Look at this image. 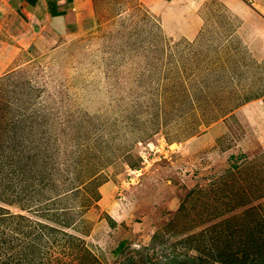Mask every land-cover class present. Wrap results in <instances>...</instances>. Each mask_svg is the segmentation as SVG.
<instances>
[{"label": "rangeland", "instance_id": "374dc122", "mask_svg": "<svg viewBox=\"0 0 264 264\" xmlns=\"http://www.w3.org/2000/svg\"><path fill=\"white\" fill-rule=\"evenodd\" d=\"M88 1L69 35L0 78V137L15 131L49 155L56 185L83 178L79 194L63 197L72 226L48 223L80 237L96 264L262 256L264 15L241 0H207L189 40L167 34L140 0ZM13 114L28 121L18 131ZM2 178L0 170V193ZM47 252L43 264L78 263L50 242Z\"/></svg>", "mask_w": 264, "mask_h": 264}, {"label": "trees", "instance_id": "16d2710c", "mask_svg": "<svg viewBox=\"0 0 264 264\" xmlns=\"http://www.w3.org/2000/svg\"><path fill=\"white\" fill-rule=\"evenodd\" d=\"M20 115L23 114L15 116ZM11 119L16 131H18L17 127L20 128V126L22 127V125L28 122L14 117V114ZM3 124L4 123L0 121V126ZM39 124L38 122H31L30 130L34 129ZM13 134V138L8 140H3V137H0V170L3 176L1 181H4V184L1 183L6 188V190L3 191L4 193H0V199L5 200L2 199V196L8 191V195H11L15 201H6V204L9 206H18L22 211H30L39 214L41 219L33 218L22 212H12L9 208L0 204V264H43V260L47 262L49 259L45 258L48 253L47 245L49 242L52 243V245L70 250L72 253L75 252L78 257L77 264H86L85 259L87 257H90L93 261L87 264H96V257H94L90 251H87L86 248L82 247L83 243H81L82 239H80V237L70 234L59 227V229H57L47 221H54L65 228L72 226L74 221L71 215L75 209L73 206L68 207L62 205V202L63 197L68 193H80L78 186L79 184L81 185V179H83L81 177V172L80 174L78 173L76 179L73 175L74 178L71 182L75 183V181H79L78 185L73 183V187L63 188L66 182L62 180L56 185V183H54L55 180L53 181L52 179L55 173L51 174L46 168L45 159H48L49 155L41 156V153L32 145L33 142H28L26 137H17L15 131ZM82 141L83 140L80 142ZM78 145L81 147L80 143H78ZM79 146H77V151L79 152V154H77L78 156H80L83 148L80 149ZM72 163L77 165L80 161L74 160ZM59 171L60 170H56L55 172L59 173ZM80 171H83V169ZM54 184L58 186V188H56ZM54 190L59 191L55 196L51 194ZM6 228L11 231L10 238L5 233ZM26 233H29V235L25 238L27 239L30 235L34 236L33 241L29 243L25 242L24 236ZM162 235V233L156 234L154 240H157ZM25 243H27L26 247H24ZM124 244L125 243H120L118 249H116L114 253L116 254L117 250H121ZM41 245H43L45 251L43 247L41 250ZM219 255L223 256V253L220 252ZM229 258L232 264L238 260V256L236 255H230ZM223 260L224 259L221 261ZM228 262L227 260L225 261L226 264H228ZM71 264L75 263L71 262ZM126 264H151V257L145 260L129 258ZM153 264L168 263L154 262ZM177 264H207V261L204 258L201 259V257H194L180 260ZM249 264H264V254L258 258H252Z\"/></svg>", "mask_w": 264, "mask_h": 264}, {"label": "crops", "instance_id": "0c3cea01", "mask_svg": "<svg viewBox=\"0 0 264 264\" xmlns=\"http://www.w3.org/2000/svg\"><path fill=\"white\" fill-rule=\"evenodd\" d=\"M88 0H0V78L19 68L31 52L52 47L83 17ZM207 0H140L171 36L195 39L203 26L198 14ZM236 8L238 0H218ZM264 15V0H241ZM240 3V2H239Z\"/></svg>", "mask_w": 264, "mask_h": 264}]
</instances>
